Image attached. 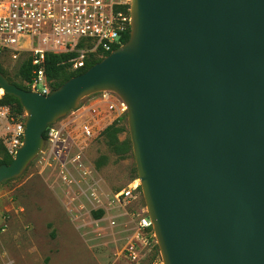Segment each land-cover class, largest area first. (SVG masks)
<instances>
[{
	"label": "water",
	"instance_id": "95a60500",
	"mask_svg": "<svg viewBox=\"0 0 264 264\" xmlns=\"http://www.w3.org/2000/svg\"><path fill=\"white\" fill-rule=\"evenodd\" d=\"M128 40L48 94L0 72L25 112L0 184L92 94L126 106L163 264H264V0H130Z\"/></svg>",
	"mask_w": 264,
	"mask_h": 264
},
{
	"label": "built area",
	"instance_id": "2783aa9c",
	"mask_svg": "<svg viewBox=\"0 0 264 264\" xmlns=\"http://www.w3.org/2000/svg\"><path fill=\"white\" fill-rule=\"evenodd\" d=\"M130 0H0V56L17 58L27 52L34 67L29 90L48 94L51 88L44 73L47 53L71 55L66 59L71 70L85 66L90 57L103 58L123 44L130 32ZM87 105L72 111V118L59 120L46 129L42 152L45 162L58 167L63 183L86 184L83 195L94 210L105 212L125 206L137 198L139 182L107 194L83 164L85 146L120 114L125 104L113 93L103 91ZM25 115L14 118L8 106H0V133L6 153L14 157L22 145ZM105 121L102 125V122ZM77 177V178H76ZM135 232L126 247L128 257L141 263L155 243L145 229L151 227L146 211L134 213ZM115 217V216H114ZM111 218L110 224L115 220ZM153 241H155L152 232ZM141 243V245H140ZM142 246V248L140 247ZM150 264H163L158 255Z\"/></svg>",
	"mask_w": 264,
	"mask_h": 264
},
{
	"label": "rangeland",
	"instance_id": "374dc122",
	"mask_svg": "<svg viewBox=\"0 0 264 264\" xmlns=\"http://www.w3.org/2000/svg\"><path fill=\"white\" fill-rule=\"evenodd\" d=\"M28 56L27 52L17 58L0 56L5 75L22 86L26 82L19 68ZM97 96L95 93L83 98L79 106ZM71 114L58 121L69 120ZM118 125L123 126L118 141H130L126 117ZM2 129L0 122V133ZM102 131L85 146L83 164L110 194L138 178L131 141L127 152H115ZM42 150L18 177L0 184V264H135L126 247L135 232L134 213L146 211L141 190L124 210L104 211L100 219H94L91 213L95 210L82 193L86 184L63 183L55 162L46 163ZM99 160L103 162L97 165ZM112 217L114 225L110 224ZM143 252L146 255L139 264H148L153 248L149 251L144 247Z\"/></svg>",
	"mask_w": 264,
	"mask_h": 264
},
{
	"label": "trees",
	"instance_id": "16d2710c",
	"mask_svg": "<svg viewBox=\"0 0 264 264\" xmlns=\"http://www.w3.org/2000/svg\"><path fill=\"white\" fill-rule=\"evenodd\" d=\"M128 38H129V32L125 36L123 43H125L128 40ZM70 56L71 55L54 54V53H47L45 55L44 65H43L44 73L46 75V78L48 80V83H49L51 90L57 88L66 79L83 72L88 67H90L92 64H94L95 62H97L101 59L98 57H90L86 60L85 66L83 68H80L78 70H71L69 67L70 65L66 62V59L69 58ZM33 69H34V67L31 65V58H30V56H28L26 58V60H24L21 63V66L19 68V75L22 78V80H24L25 82H29L31 79V76H32V70ZM0 72L5 75V73L3 72L2 68H1V65H0ZM8 80L20 88L29 90V88L26 85L22 86L18 83L13 82L9 78H8ZM0 106H8L10 108L11 114L14 118L19 119L24 114V110L21 107L19 101L13 95L4 93L0 97ZM125 117H126V114H124L122 117L117 118L111 124L107 125L102 131V134H104V136L106 138L107 144L115 152L118 151V152L124 153L130 149L129 139H126V140L119 142L118 138H117V134L120 133L121 131H123V126L118 125V122L120 120H124ZM43 138H44V140L46 139V131L43 132ZM0 153L3 154V157L0 159V164L1 163L8 164L12 160V157L6 153L5 146H4L3 141L1 139H0ZM101 162H103V161L99 160L97 162V165ZM7 181H5V182H7ZM138 190L139 191L141 190L140 187L138 188ZM103 213H104L103 210H95L91 213V215L94 219H100L103 216ZM149 231H152V227L149 228ZM152 248H153V253L150 256V260H149L148 264H150L151 261L158 256V247H157L156 243L153 245Z\"/></svg>",
	"mask_w": 264,
	"mask_h": 264
},
{
	"label": "crops",
	"instance_id": "0c3cea01",
	"mask_svg": "<svg viewBox=\"0 0 264 264\" xmlns=\"http://www.w3.org/2000/svg\"><path fill=\"white\" fill-rule=\"evenodd\" d=\"M123 114H124V113L120 114L119 117H122ZM119 117H118V118H119ZM152 232H153V231H149V228H146V229H145V234H146L147 239L149 240V242H152V243H153Z\"/></svg>",
	"mask_w": 264,
	"mask_h": 264
},
{
	"label": "bare ground",
	"instance_id": "6f19581e",
	"mask_svg": "<svg viewBox=\"0 0 264 264\" xmlns=\"http://www.w3.org/2000/svg\"><path fill=\"white\" fill-rule=\"evenodd\" d=\"M0 93H2V89H0ZM135 181H136V182H139V180H137V179H136Z\"/></svg>",
	"mask_w": 264,
	"mask_h": 264
}]
</instances>
